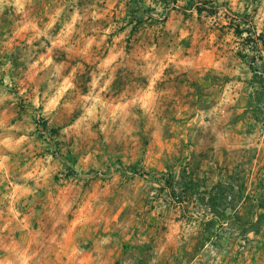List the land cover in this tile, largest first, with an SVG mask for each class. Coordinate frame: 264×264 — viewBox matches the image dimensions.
<instances>
[{"label":"rangeland","instance_id":"1","mask_svg":"<svg viewBox=\"0 0 264 264\" xmlns=\"http://www.w3.org/2000/svg\"><path fill=\"white\" fill-rule=\"evenodd\" d=\"M208 1L0 0L1 256L79 226L131 261L264 264V195L214 218L167 187L264 159V47L230 23L264 33V0Z\"/></svg>","mask_w":264,"mask_h":264},{"label":"crops","instance_id":"2","mask_svg":"<svg viewBox=\"0 0 264 264\" xmlns=\"http://www.w3.org/2000/svg\"><path fill=\"white\" fill-rule=\"evenodd\" d=\"M232 163L224 164L222 160L201 161L200 172L206 179L205 184H202L198 191L189 189L184 193L185 202L193 200L191 203L197 205L200 213L212 216L214 211L208 200L218 196L217 186L221 183H225L228 187L226 193L228 198L248 199L253 200L254 203L255 200H260L264 195V159L251 158L241 164L234 165L235 161ZM238 167H246V173L238 174ZM255 210L261 211L263 208L257 207ZM232 211L231 209L230 212ZM88 230L77 226V228L68 229L64 237L55 236L53 239L25 241L22 262L27 264H178V259H184L183 264H207L202 254L188 258L183 255L177 256L178 254L173 256L170 253L169 256L155 255L146 260L138 256L131 261L124 254L125 249L112 244L113 241L110 239L89 236ZM82 233L86 235H80ZM251 242L255 246L260 244L258 239L250 240L249 243ZM196 243H199V247L207 245V241L202 242L201 238H191L185 241V246H193ZM17 262L19 261H16V257L0 255V264H16Z\"/></svg>","mask_w":264,"mask_h":264},{"label":"trees","instance_id":"3","mask_svg":"<svg viewBox=\"0 0 264 264\" xmlns=\"http://www.w3.org/2000/svg\"><path fill=\"white\" fill-rule=\"evenodd\" d=\"M211 1L208 0H202L201 4H197V9L199 12H203L204 10H209V11H217L216 9H213L214 6H211ZM209 7V8H208ZM247 15L240 14L238 12H234L232 14V19H231V25L233 26L234 32L237 35H240L243 37L244 33L247 32V35L244 36L243 41L246 49H250L251 51H261L262 48L261 46L264 47V33L261 32L259 34H255L254 28L252 29L250 26L252 25L251 20ZM244 21V23H247L248 26L243 27L241 24ZM261 44V45H260ZM246 58V55L243 56ZM264 61V58H263ZM263 67H264V62H263ZM264 71V70H263ZM187 185L185 188H182L181 193L177 194L176 192V184L174 181L169 180L168 186L170 189V195H172L174 198L179 199L182 203L186 201V198L184 197V193H186L190 189L191 181L190 179H187L186 181ZM185 185V184H184ZM218 190V196L217 197H212L211 199L208 200V203L212 207L214 214L212 217L216 218L217 217V212L218 208L221 207V214L224 215H230L233 213L234 209L237 207V204L239 202L238 198H228L226 196V193L228 192V187L225 183H221L217 186ZM254 206L257 207H263L262 205L259 204V200H255ZM256 203H258L256 205ZM231 209L233 210L232 212ZM264 242H260V244L257 247H263Z\"/></svg>","mask_w":264,"mask_h":264}]
</instances>
